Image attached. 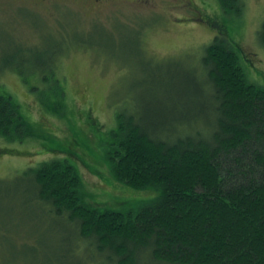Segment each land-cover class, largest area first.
Here are the masks:
<instances>
[{"label": "trees", "instance_id": "1", "mask_svg": "<svg viewBox=\"0 0 264 264\" xmlns=\"http://www.w3.org/2000/svg\"><path fill=\"white\" fill-rule=\"evenodd\" d=\"M218 4V34L199 66L158 61L170 68L158 74L169 80L168 100L119 111L105 142L116 178L157 196L129 211L88 203L68 158L29 168L12 192L58 218L64 264H264V86L248 79L220 19L241 13L244 0ZM258 37L264 44V20ZM29 126L12 96L0 95V135L22 137Z\"/></svg>", "mask_w": 264, "mask_h": 264}, {"label": "rangeland", "instance_id": "2", "mask_svg": "<svg viewBox=\"0 0 264 264\" xmlns=\"http://www.w3.org/2000/svg\"><path fill=\"white\" fill-rule=\"evenodd\" d=\"M157 1L155 10L134 5L101 18L84 0H54L51 8L32 0L0 1V87L32 125L22 137L0 135V264L65 263L58 218H42L21 193L12 194L26 171L44 161L68 158L91 204L129 211L157 196L153 187L116 178L105 142L118 126L119 111L138 114L154 99L168 100L169 80L158 74L170 68L158 69V61L199 66L218 34L211 23L219 5L193 0L200 11L195 18L181 0ZM220 19L237 43L248 79L264 86V44L258 37L264 0H244L241 13L221 11ZM42 59L50 68L37 64Z\"/></svg>", "mask_w": 264, "mask_h": 264}, {"label": "flooded vegetation", "instance_id": "3", "mask_svg": "<svg viewBox=\"0 0 264 264\" xmlns=\"http://www.w3.org/2000/svg\"><path fill=\"white\" fill-rule=\"evenodd\" d=\"M0 1H9V0H0ZM88 4H90L92 8V12L98 15L100 18L104 14L105 16H111L113 14H117L115 10H127L129 8L134 9V5L137 7L138 10H145V9H157L160 2L157 0H84ZM37 6L45 5L46 7H53L54 0H32ZM183 5H180L181 8H185L187 11L186 13L189 15H196L200 13L198 6L196 5L193 0H181ZM95 16V15H94ZM4 89V90H2ZM8 91L4 87H0V95H7ZM5 130L0 129V131ZM11 131H15L16 128H9Z\"/></svg>", "mask_w": 264, "mask_h": 264}]
</instances>
